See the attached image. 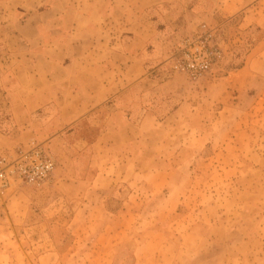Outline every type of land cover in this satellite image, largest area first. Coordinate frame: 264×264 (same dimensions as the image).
<instances>
[{
  "label": "crops",
  "instance_id": "obj_1",
  "mask_svg": "<svg viewBox=\"0 0 264 264\" xmlns=\"http://www.w3.org/2000/svg\"><path fill=\"white\" fill-rule=\"evenodd\" d=\"M154 1L0 0V41L6 51L0 62V115L9 113L12 120L7 128L0 124V144L31 135L47 140L59 160L57 193L49 203L96 206L99 216L88 212V218L98 219L108 212L117 187L134 196L131 203L142 200L143 188H175L171 161L191 151L185 142L178 144L185 137L176 134L177 123L188 122L189 102L182 97L163 113L156 103L134 100L141 83H149L142 87L144 97H154L155 85L162 91L157 96L178 95L160 65L162 50L148 51L157 40L153 21L147 19ZM252 1H227L230 8L222 14L232 16L246 7L241 26L259 24L264 0ZM156 68L161 73L154 79ZM237 77L246 78L249 89L264 81V49L252 48L241 67L218 78L228 104L220 112L237 104ZM255 102L264 104V97ZM204 127L195 133L198 141L208 132ZM160 158L165 159L162 166ZM15 200L10 196L0 211V264L15 263L20 252L26 259L31 248L23 242L34 224L31 206L18 208ZM35 228L38 238L54 235ZM41 246L36 242L32 248ZM39 251L44 259L58 248Z\"/></svg>",
  "mask_w": 264,
  "mask_h": 264
},
{
  "label": "rangeland",
  "instance_id": "obj_2",
  "mask_svg": "<svg viewBox=\"0 0 264 264\" xmlns=\"http://www.w3.org/2000/svg\"><path fill=\"white\" fill-rule=\"evenodd\" d=\"M227 1L232 2L156 0L149 9L151 18L146 15L153 21L157 39L155 46L148 45V51L162 50L165 59L160 65H164V76L172 80L178 95L157 96L162 91L155 85L154 97H144L142 87L149 83H141L134 100L144 105L156 103L163 113L182 97L189 102L188 122L177 123L176 134L185 137L178 144L190 146L191 151L171 161L175 188H143L142 200L131 203L129 198L134 196L126 195L123 186L117 187L106 206L108 212L89 219L88 212L99 216L101 210L89 204L49 203L57 193L54 180L59 160L47 140L31 135L1 142L0 157L14 159L38 144L56 162L50 178L41 185L13 176L0 194V211L10 196H16L18 208L25 203L31 206L34 224L23 239L31 248L26 259L20 252L13 264H40L42 260L45 264H264V104L255 102L264 97V81L251 84L249 89L247 79L237 77V104L223 112L222 85L216 82L241 67L252 48L264 49V12L261 23L241 26L247 8L225 16L223 10L228 13L230 8ZM261 5L263 10L264 3ZM204 26L214 28V39L224 53L209 71L192 76L180 67L179 59L184 50H195L192 41ZM5 54L0 41V62ZM160 73L156 68L152 77ZM11 123L9 113L0 115L1 127ZM204 124L208 132L198 141L195 133L204 132ZM164 161L160 158L159 165ZM36 225L54 235L38 238ZM36 242L42 246L32 248ZM52 246H57L58 252L43 259L39 249Z\"/></svg>",
  "mask_w": 264,
  "mask_h": 264
},
{
  "label": "built area",
  "instance_id": "obj_3",
  "mask_svg": "<svg viewBox=\"0 0 264 264\" xmlns=\"http://www.w3.org/2000/svg\"><path fill=\"white\" fill-rule=\"evenodd\" d=\"M204 27L205 30L192 41L196 46L195 50H184L179 59L180 67L192 76H201L209 71L224 53L214 39V28ZM55 166L54 156L38 144L21 151L14 159L0 157V194L13 176L30 184L41 185L50 178Z\"/></svg>",
  "mask_w": 264,
  "mask_h": 264
}]
</instances>
